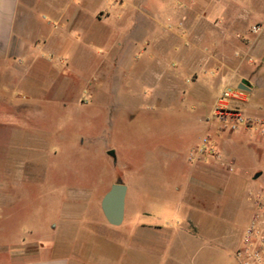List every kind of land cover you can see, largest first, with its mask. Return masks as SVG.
<instances>
[{
  "label": "rangeland",
  "instance_id": "1",
  "mask_svg": "<svg viewBox=\"0 0 264 264\" xmlns=\"http://www.w3.org/2000/svg\"><path fill=\"white\" fill-rule=\"evenodd\" d=\"M156 1L165 0H142V8L130 9V18L154 13ZM118 12L107 8L96 16L107 18L108 26L115 28ZM252 16L253 37H240L237 45L245 51L240 57L252 73L251 83L247 81L251 90L238 89L251 110H240L264 118V13L254 8ZM105 35L104 40L90 41L91 36L66 41L62 47L51 39L45 53L31 62L15 61L29 66L23 81L30 82L34 94L13 85L0 88V178H9L7 185H0V264H13L18 251L11 248L22 240L40 241L27 252L40 246L43 257L72 256L87 264H200L203 258L214 259L213 264H240L235 251L257 197L264 195V134L221 132L226 130L214 119L205 129L198 120L188 119L179 101L167 111L156 109L139 97L150 89L151 69L139 65L118 71L113 62L119 48L117 31ZM62 58L66 61L60 62ZM90 85L100 86L105 100L89 101ZM204 135L218 145L225 162L232 161L235 171L203 161L210 164L206 178L221 181L219 193L209 187L204 194L201 185L189 186L196 199L189 203L197 211L180 218L170 200L178 185L188 187L193 175L187 154ZM162 148L165 155L158 152ZM133 180L145 187L132 190ZM114 183L129 186L119 227L111 226L100 208ZM140 224L179 226V243L165 247L163 254L131 249L130 233ZM202 241L210 247L197 251Z\"/></svg>",
  "mask_w": 264,
  "mask_h": 264
},
{
  "label": "crops",
  "instance_id": "2",
  "mask_svg": "<svg viewBox=\"0 0 264 264\" xmlns=\"http://www.w3.org/2000/svg\"><path fill=\"white\" fill-rule=\"evenodd\" d=\"M141 2L142 0H0V88L13 85L22 91L29 89L34 94L30 82L23 81L29 66L18 65L15 61L26 59L31 62L34 57L45 53L46 44L51 39L58 47H62L66 41H85L91 36L90 41L104 40L107 32L117 31L119 48L113 60L117 63V70L126 71L139 65V68L146 66L151 69L152 76L147 84L150 89L146 94L139 95L140 99H148L160 111H167L174 101H179L185 106L188 119L198 120L206 129L221 90L224 87L238 90L242 81H249L252 73L245 68L243 58L240 57L245 51L237 45L240 37L243 40L253 37L249 29L253 9L258 8L263 14L264 3L254 5L241 0L156 1L152 3L158 9L154 13L148 11L144 18H130V9L142 8ZM157 3L159 4L156 5ZM107 8L119 10L112 22L118 27L111 28L107 24V18L96 16L97 11L101 13L102 9ZM160 8L165 10L160 11ZM42 11L49 16H41ZM179 22L183 23L182 27L178 26ZM148 34L150 37L146 38ZM91 46L98 48L97 44ZM104 57L107 58L108 55ZM64 61L66 60L63 58L60 60ZM66 67H69V63ZM87 89L89 101L105 100L100 86L90 85ZM246 101V98L241 101L230 100L228 105L248 112L251 109ZM158 152L165 155L166 148L159 149ZM208 165L210 164L204 162L192 163L190 174L194 178L187 182L188 187L180 184L173 192L176 196L170 200L174 202L171 206L174 214L180 218L193 217L197 211V207L189 203L196 200L189 186L201 185L204 194L209 187L219 193L221 181L205 176ZM8 183L9 178H0V185ZM126 185L127 200L129 186ZM141 187H145L142 182L133 180L132 190ZM126 206L125 202V214ZM178 228L179 226L176 229H164L160 226L137 225L130 233L129 246L131 249L145 248L156 254H163L165 247L173 242L179 243ZM38 242L40 241L30 243L22 240L18 247L11 248L18 251L13 256V264H87L72 256L43 257L40 246L38 251H26L36 247ZM202 243L197 251L205 246L210 247L208 243ZM218 259L222 262L220 257ZM213 261L214 259L203 258L200 264H213Z\"/></svg>",
  "mask_w": 264,
  "mask_h": 264
},
{
  "label": "built area",
  "instance_id": "3",
  "mask_svg": "<svg viewBox=\"0 0 264 264\" xmlns=\"http://www.w3.org/2000/svg\"><path fill=\"white\" fill-rule=\"evenodd\" d=\"M258 31V30H255ZM243 92L224 87L215 103L210 119L216 121L221 132H259L264 134V118L243 113L239 108L230 107V100L241 101ZM248 130V131H247ZM190 163L215 161L230 173L235 171L231 162L223 160L218 145L209 135H204L187 154ZM240 264H264V195L257 197L250 220L243 229L240 245L235 251Z\"/></svg>",
  "mask_w": 264,
  "mask_h": 264
},
{
  "label": "water",
  "instance_id": "4",
  "mask_svg": "<svg viewBox=\"0 0 264 264\" xmlns=\"http://www.w3.org/2000/svg\"><path fill=\"white\" fill-rule=\"evenodd\" d=\"M238 89L242 91H250L251 87L247 81H242ZM108 155L115 158L113 151H110ZM260 175V172L255 174L254 179H257ZM126 195L127 186L123 183H114L110 190L105 193L101 199V211L106 221L113 227H119L124 222Z\"/></svg>",
  "mask_w": 264,
  "mask_h": 264
}]
</instances>
